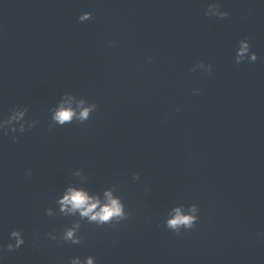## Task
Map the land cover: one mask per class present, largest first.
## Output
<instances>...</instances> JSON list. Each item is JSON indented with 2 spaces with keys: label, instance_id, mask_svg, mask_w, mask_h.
<instances>
[{
  "label": "clouds",
  "instance_id": "obj_1",
  "mask_svg": "<svg viewBox=\"0 0 264 264\" xmlns=\"http://www.w3.org/2000/svg\"><path fill=\"white\" fill-rule=\"evenodd\" d=\"M222 15L227 16L228 14L225 13ZM91 17H92V13L86 12L83 15H80L78 19L81 22H83L84 20L91 19ZM248 51H249V44L246 42H242V46L239 50L237 64L240 63V60L243 58L244 54L247 53ZM256 60H257V55L253 52L251 54V61L255 62ZM210 71H211V66H210ZM90 110H91L90 108H84L79 114V119L80 120L87 119ZM74 115L75 113L71 109L61 108L59 111L56 112L54 119L58 121L60 124H64L67 121H71ZM49 128L51 129V127ZM13 140H15V137H13ZM62 203L63 204L71 203L73 208L81 210L82 216H89L91 220L98 221L99 223L108 222L112 217L122 216V211L119 203L111 198H110V203L101 207L99 212L94 211L97 208L99 201L90 203L89 198L82 192H71L69 196H66L64 198V201ZM195 221H196L195 216L182 215L180 209H176L175 217L168 221L167 226L177 231L181 225L185 226L188 229H191L195 224ZM10 235L16 238V243L15 244L9 243L7 245V249L9 251H13L24 244V240L20 238L19 230L12 231ZM72 235H73L72 231H69L67 233L68 238H71ZM75 242L78 243V241ZM88 264H92L91 259H89Z\"/></svg>",
  "mask_w": 264,
  "mask_h": 264
}]
</instances>
